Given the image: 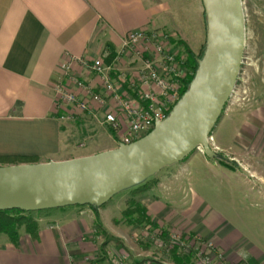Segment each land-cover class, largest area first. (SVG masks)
<instances>
[{
    "label": "crops",
    "instance_id": "obj_1",
    "mask_svg": "<svg viewBox=\"0 0 264 264\" xmlns=\"http://www.w3.org/2000/svg\"><path fill=\"white\" fill-rule=\"evenodd\" d=\"M199 3L202 8L200 0H0V156L33 157L38 163L67 160L62 141L67 119L63 116L68 111L85 117L76 108L68 110L56 101L54 88L65 84L67 65L75 77L95 85L96 77L88 74L80 60L98 57L107 52V45L116 52L128 33L141 29L182 39L183 19L197 12ZM69 89L76 91L72 85ZM237 117L240 125L233 142L219 144L220 136L215 144L227 151L257 152V166L264 168V101L253 109L240 110ZM109 133L114 146L95 153L116 147ZM87 155L92 153L78 156ZM156 181L135 197L146 217L163 207L168 209L169 204L155 191L163 192L172 180ZM258 190V195L264 196V190ZM167 193L174 198L173 192ZM186 203L193 221L190 233L211 240L229 264H264L258 241L243 236L223 214L203 206L196 195L192 203ZM84 207L88 206L73 208L66 214L69 222L63 225L54 217L36 216V239L21 232L13 245L0 234V264H71L72 253L84 252L80 242L87 232ZM96 215L99 220L96 212L94 219Z\"/></svg>",
    "mask_w": 264,
    "mask_h": 264
},
{
    "label": "rangeland",
    "instance_id": "obj_2",
    "mask_svg": "<svg viewBox=\"0 0 264 264\" xmlns=\"http://www.w3.org/2000/svg\"><path fill=\"white\" fill-rule=\"evenodd\" d=\"M241 2L245 17L241 69L234 92L208 142L220 159L209 158L203 150L198 149L182 162L162 168L154 178L162 182L172 180V183L163 188V192L155 191V194L163 196L162 202L169 205L168 209H157L160 212L154 215L146 217L143 213H133L130 219L125 216L130 194L123 191L95 211L103 228V231H98L94 225L95 212L90 207H84L87 232L80 241L84 252L77 255L72 253L71 264H110V256L121 252L129 255L130 260L151 259L157 264H201L205 256H211L215 264H220L218 258L223 260L222 263L229 264L211 240L190 233L193 221L186 202L192 203L195 195L203 206H210L223 214L243 236L256 244L258 241L264 251V196L258 195L259 187L264 190V168L257 166V152L227 151L215 144L220 136L222 140L218 143L225 144L236 135L240 125L237 113L240 110L253 109L264 101V0ZM202 12L199 3L197 12L183 19L182 39H174L183 42L197 55L205 43ZM177 46L182 52L183 67L189 76L190 71L184 63L185 55L182 48ZM128 62L129 59L125 60L121 68L127 70ZM63 127V152L68 159L86 153L93 155L98 150L114 146L109 128L101 116L80 118L72 113L70 121L66 120ZM230 142H233L232 139ZM203 159L213 161L214 166L208 165V162L204 165ZM220 160H224L228 167L223 166ZM4 165L15 164L0 163V166ZM169 191L174 193L173 199L168 196ZM82 207L48 209L31 212V215L34 219L41 214L54 217L62 220L63 225L69 222L66 217L70 216L66 214L73 212V208Z\"/></svg>",
    "mask_w": 264,
    "mask_h": 264
},
{
    "label": "water",
    "instance_id": "obj_3",
    "mask_svg": "<svg viewBox=\"0 0 264 264\" xmlns=\"http://www.w3.org/2000/svg\"><path fill=\"white\" fill-rule=\"evenodd\" d=\"M205 43L186 90L165 119L129 143L62 161L0 166V211L36 212L68 206L93 209L202 148L229 102L245 46L241 0H200Z\"/></svg>",
    "mask_w": 264,
    "mask_h": 264
},
{
    "label": "built area",
    "instance_id": "obj_4",
    "mask_svg": "<svg viewBox=\"0 0 264 264\" xmlns=\"http://www.w3.org/2000/svg\"><path fill=\"white\" fill-rule=\"evenodd\" d=\"M174 39L162 31L141 29L122 39L110 64L105 62L107 52L92 60H80L88 74L96 77L95 85L75 77L68 64L65 84L59 83L54 88L57 103L68 110L76 108L84 116H101L113 131L116 144H129L141 138L152 130L155 122L167 117L181 96L187 72ZM127 59L129 67L125 70L121 66ZM71 85L75 92L69 89ZM63 118L71 119V113L65 112ZM219 259L217 262L224 264ZM109 262L131 264L129 255L123 252L111 255ZM138 264L157 263L142 259ZM201 264L215 262L211 256H205Z\"/></svg>",
    "mask_w": 264,
    "mask_h": 264
},
{
    "label": "trees",
    "instance_id": "obj_5",
    "mask_svg": "<svg viewBox=\"0 0 264 264\" xmlns=\"http://www.w3.org/2000/svg\"><path fill=\"white\" fill-rule=\"evenodd\" d=\"M177 45H179L183 53L185 55L184 57V63L185 66L189 69L190 74L186 77L184 80V86L181 90L180 95L184 93L186 90L189 82L191 81L194 72L196 70V60L197 58H200L203 48H201L199 54H195L188 46H186L183 42H176ZM204 47V46H203ZM107 52L108 57L105 59V62L107 64H110L115 57V51L114 48L111 45H107ZM111 133L113 134V131L109 129ZM222 165H227L224 160H220ZM0 163L3 164H25V163H38L36 158L33 157H18V156H0ZM157 184V181L154 177L148 179L143 184L132 188L129 191L130 198L128 199V209L124 211V215L129 217V219L132 217L133 213L137 214H144V208L135 200V197L138 196L141 193H144L148 189L152 188ZM92 210L96 211L97 209ZM96 223H95V229L98 231H103L102 225L100 221L98 220V216L96 215ZM38 222L36 219L33 218L30 212H22L19 210H10V211H0V234L5 235L9 242L13 245H16L20 233H24L31 237L32 239H36L38 236Z\"/></svg>",
    "mask_w": 264,
    "mask_h": 264
}]
</instances>
